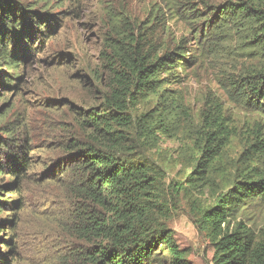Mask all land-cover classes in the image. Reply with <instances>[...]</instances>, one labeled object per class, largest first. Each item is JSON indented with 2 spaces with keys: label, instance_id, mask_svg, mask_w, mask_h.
<instances>
[{
  "label": "trees",
  "instance_id": "1",
  "mask_svg": "<svg viewBox=\"0 0 264 264\" xmlns=\"http://www.w3.org/2000/svg\"><path fill=\"white\" fill-rule=\"evenodd\" d=\"M195 3L156 0L143 20L124 11L112 18L93 75L100 86L94 93L101 96L96 106L79 112L71 161L62 168L69 165L76 177L79 200L69 230L80 242L79 264H193L192 249L169 223L180 197L209 187H218L214 201L196 221L209 239L213 264H264V230L231 223L245 202L264 200V121L241 124L218 98L193 113L172 89L195 58L189 37L173 30L181 23L194 31V45H221L241 56L243 62L224 70L225 90L236 104L264 116V0H223L204 11ZM64 4L0 0V102L19 89L31 50L38 39L52 37L53 9ZM11 109L0 106L1 233L5 223H14L2 215L23 206L22 185L31 166L24 154L30 150L27 137L21 123L9 118ZM169 133L190 141L185 151L194 174L188 185L167 184L146 154L148 143ZM9 193L16 198L5 199Z\"/></svg>",
  "mask_w": 264,
  "mask_h": 264
},
{
  "label": "rangeland",
  "instance_id": "2",
  "mask_svg": "<svg viewBox=\"0 0 264 264\" xmlns=\"http://www.w3.org/2000/svg\"><path fill=\"white\" fill-rule=\"evenodd\" d=\"M154 1L65 0L64 5L53 9L56 20L50 33L52 37L38 39L25 65L19 89L7 93L0 102V106L3 103L12 106L9 118L21 123L23 136L26 135L30 146L24 154L31 163L22 185L23 206L2 215L4 220L12 219L14 223H5L6 232H0L1 262L79 264L75 253L80 242L69 230L75 212L73 206L79 200L76 177L73 170H68L69 165L62 171L65 163L71 161V132L79 128V112L96 106L101 96L94 93L100 86L93 75L101 64L113 16L124 11L132 18L143 20ZM192 1L204 11L207 4L223 0ZM173 30L177 35L185 33L189 37V54L195 56L187 69L182 70L178 82L172 85V89L182 93L190 111L196 113L204 101L218 98L231 117L241 124L249 120L263 122V115L242 108L225 90L224 70H233L243 62L241 56L231 49H221V45H194V31L181 23H176ZM188 143L187 135L169 133L156 144H147L146 154L150 162L164 171L167 184L182 181L188 185L186 179L194 174L185 151ZM2 180L6 183L10 178ZM217 190L218 187H209L202 194L193 190L192 197L189 192L180 197L174 219L169 223L192 249L193 264H213L209 239L196 220L199 211L214 201ZM4 196L5 199L11 196L12 201L17 195ZM239 221L257 233L264 230V200L252 199L240 206L231 218L232 226Z\"/></svg>",
  "mask_w": 264,
  "mask_h": 264
}]
</instances>
